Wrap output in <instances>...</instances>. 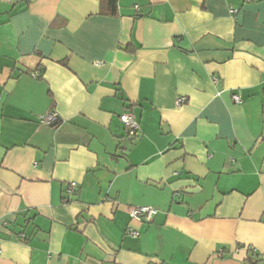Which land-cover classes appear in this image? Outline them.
Masks as SVG:
<instances>
[{
  "label": "crops",
  "instance_id": "1",
  "mask_svg": "<svg viewBox=\"0 0 264 264\" xmlns=\"http://www.w3.org/2000/svg\"><path fill=\"white\" fill-rule=\"evenodd\" d=\"M102 1L0 0V264H264V0Z\"/></svg>",
  "mask_w": 264,
  "mask_h": 264
},
{
  "label": "built area",
  "instance_id": "2",
  "mask_svg": "<svg viewBox=\"0 0 264 264\" xmlns=\"http://www.w3.org/2000/svg\"><path fill=\"white\" fill-rule=\"evenodd\" d=\"M253 1L254 0H244V3H251ZM135 8L138 9V7ZM237 12L238 11L236 9H233L231 11L232 14H236ZM33 76L37 78L40 75L34 73ZM234 101L236 104L242 103L241 99L238 96H234ZM184 103H186V98L182 97L178 100L179 105H182ZM58 120L59 118L56 112L48 113L39 118L40 123L45 126L55 125L58 122ZM120 120L128 129L129 138L135 139L141 130L140 125L136 120V118L132 114L127 113V114H123L120 117ZM77 187L78 185L76 183H71L68 187V191L73 194L76 192ZM156 215H157V210L154 207H150V206L132 207L129 213L130 219L132 221L142 222V223H151ZM128 233L134 238L139 237V233L134 231L132 228H128Z\"/></svg>",
  "mask_w": 264,
  "mask_h": 264
},
{
  "label": "trees",
  "instance_id": "3",
  "mask_svg": "<svg viewBox=\"0 0 264 264\" xmlns=\"http://www.w3.org/2000/svg\"><path fill=\"white\" fill-rule=\"evenodd\" d=\"M101 14L116 16L118 14V0H103Z\"/></svg>",
  "mask_w": 264,
  "mask_h": 264
},
{
  "label": "water",
  "instance_id": "4",
  "mask_svg": "<svg viewBox=\"0 0 264 264\" xmlns=\"http://www.w3.org/2000/svg\"><path fill=\"white\" fill-rule=\"evenodd\" d=\"M56 125V124H55Z\"/></svg>",
  "mask_w": 264,
  "mask_h": 264
}]
</instances>
